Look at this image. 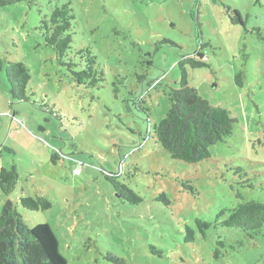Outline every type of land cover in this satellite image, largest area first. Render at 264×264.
<instances>
[{"label": "rangeland", "instance_id": "rangeland-1", "mask_svg": "<svg viewBox=\"0 0 264 264\" xmlns=\"http://www.w3.org/2000/svg\"><path fill=\"white\" fill-rule=\"evenodd\" d=\"M66 1L75 17V44L91 47L103 75L87 90L70 80L32 31L38 9L46 15ZM37 4L42 7L32 11L24 4L0 9V56L26 65L27 95L34 92L27 101L12 100L0 75V169L14 166L18 174L13 192H0V210L10 200L29 228L47 224L66 264H114L108 254L125 264H264V229L251 239L216 224L222 210L264 203V40L254 31L264 36V0ZM226 8L243 25L231 22ZM199 44L206 45L207 67L185 66L188 85L236 122L229 137L210 147L209 160L193 167L170 160L147 137L148 121L130 92L146 98L151 122L159 123L169 109L166 95L178 88L179 61L193 56ZM77 165L81 170L74 174ZM237 169L252 188L239 186ZM106 172L117 173L116 182L141 201L133 204L116 194ZM176 178L188 181L194 193ZM161 193L168 206L156 200ZM25 196H44L52 206L26 211L19 205ZM196 220L211 224L205 237ZM186 226L194 232L191 243L185 242Z\"/></svg>", "mask_w": 264, "mask_h": 264}, {"label": "trees", "instance_id": "trees-1", "mask_svg": "<svg viewBox=\"0 0 264 264\" xmlns=\"http://www.w3.org/2000/svg\"><path fill=\"white\" fill-rule=\"evenodd\" d=\"M45 1L50 3L51 0ZM37 3L38 0H0V9L24 4L29 11H32L33 7H42ZM226 11L231 22L243 25L241 16L236 11L229 8H226ZM37 12L40 19L38 26L32 31L40 34L44 46L54 53L58 64L67 68L70 80H73L77 87H83L86 90L103 81V75L97 69L91 47H77L75 44L77 33L73 22L75 17L72 3L66 1L56 5L46 15L40 9ZM254 31L260 39L264 40V36H260V29H254ZM164 43L170 42L164 41ZM205 47V44H199L193 56L182 58L179 61L181 78L178 81V88L170 89L166 95L169 109L159 123L151 122L150 110L145 105L146 98H139L130 92L132 104L138 111L144 113L148 121L147 137L158 144L170 160L193 167L201 166L209 160L210 147L229 137L233 131V124L236 122L230 117L229 112L209 105L199 96L195 88L188 85L185 66L188 65L192 69L207 67L208 59L202 52ZM147 65L150 66L151 62L148 61ZM77 66L80 67V71H73ZM1 74L5 75L12 100L27 101L29 95H34L33 91L27 95L30 73L24 63L8 61L0 56ZM243 74V71H240L235 77V83L238 86L242 85ZM125 102H128L127 98ZM3 149L10 151L6 147ZM53 158H58V156L54 154ZM236 174L235 177L241 180L240 187L252 188L251 185L246 184L248 180L243 179L245 174L241 169H237ZM104 175L110 181L114 192L121 198L133 204L141 201L134 191L122 182H116L119 177L117 173L106 172ZM17 179L18 174L14 166L9 169H0V192L3 196L8 197L13 192ZM176 181L181 182L184 190L194 193V188L189 185L188 181L184 183L178 178ZM156 200L166 206L169 205L163 193ZM19 205L29 212L45 211L52 206L44 196L21 197ZM217 220L216 224L220 227L240 229L247 238L253 239L264 229V203L257 201L238 203L232 209L220 211ZM196 224L199 233L205 237L211 224L201 220H196ZM185 234L186 243L194 241V232L187 226ZM217 244L223 246L221 242ZM214 257L218 258L219 252H215ZM106 258L114 264H125L123 260L111 254H108ZM0 264H66V261L61 256L57 239L47 224H38L29 228L22 216L17 213L14 203L6 200L0 210Z\"/></svg>", "mask_w": 264, "mask_h": 264}, {"label": "built area", "instance_id": "built-area-1", "mask_svg": "<svg viewBox=\"0 0 264 264\" xmlns=\"http://www.w3.org/2000/svg\"><path fill=\"white\" fill-rule=\"evenodd\" d=\"M81 170V166L80 165H77V167L75 168V170L73 171L74 174H78Z\"/></svg>", "mask_w": 264, "mask_h": 264}]
</instances>
